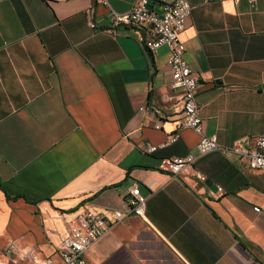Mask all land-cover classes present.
Instances as JSON below:
<instances>
[{
    "label": "crops",
    "instance_id": "0c3cea01",
    "mask_svg": "<svg viewBox=\"0 0 264 264\" xmlns=\"http://www.w3.org/2000/svg\"><path fill=\"white\" fill-rule=\"evenodd\" d=\"M106 1L124 12L134 0ZM188 3L183 56L201 131L222 149L171 176L159 160L194 152L197 135L180 128L144 151L182 116L166 47L146 51L99 0H0V264L58 261L73 216L124 210L132 184L143 214L92 242L84 264H264V171L228 150L264 134V0Z\"/></svg>",
    "mask_w": 264,
    "mask_h": 264
},
{
    "label": "built area",
    "instance_id": "2783aa9c",
    "mask_svg": "<svg viewBox=\"0 0 264 264\" xmlns=\"http://www.w3.org/2000/svg\"><path fill=\"white\" fill-rule=\"evenodd\" d=\"M247 1L253 6L257 0ZM161 2L162 8L159 13L150 9L148 0H134L128 10L116 12L108 6L106 0H99V3L107 7L112 27L123 25L139 30L140 44L150 53L162 45L167 49L166 65L169 69L170 85L180 90L178 101L182 116L176 122L173 132L164 141L157 144L147 143L144 151L152 153L157 148L173 143L179 136L180 128H188L194 132L197 135L194 152L184 156L164 157L157 164L159 170L168 175L177 176L182 170L192 166L196 157L222 148L218 146L214 135H206L201 131V118L196 101L197 76L190 70L183 56L184 47L179 35L189 15L188 0H162ZM89 26L94 27V23L90 21ZM228 150L244 157L249 168L264 171V134L253 137L249 146L243 150L238 145H233ZM145 199L146 196L139 192L138 185L132 184L128 189L127 207L124 210H114L109 216L86 210L73 216L60 238L58 261L50 257L37 258L32 254H26L25 257L31 264H84L81 254L86 248L125 217L141 216ZM253 209L258 211L257 206Z\"/></svg>",
    "mask_w": 264,
    "mask_h": 264
}]
</instances>
